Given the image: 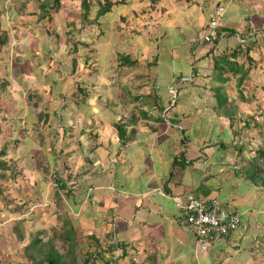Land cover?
<instances>
[{"label":"crops","instance_id":"0c3cea01","mask_svg":"<svg viewBox=\"0 0 264 264\" xmlns=\"http://www.w3.org/2000/svg\"><path fill=\"white\" fill-rule=\"evenodd\" d=\"M182 1L189 5L182 6L187 13L176 15L174 7L167 9L164 2H159L150 13H138L136 20L126 7L121 15H125L127 21L121 22L113 33L118 39H109L118 45L116 52L137 60L134 66L118 68L127 73L119 77L125 81L126 88L122 85L120 89L113 88L124 105L123 110L127 106L124 112L128 117V109L138 115L135 106L147 103L145 97L150 91L156 94L152 91L156 85L160 90L157 95H166L161 101L165 106L169 99L167 85L174 82L181 85L178 99L165 121L137 117L139 120L135 123H128L126 115L125 121L118 115L126 123V130L136 129L124 144L120 143L114 127L119 118L112 120L107 114L104 119L90 124V98L81 101L77 95L74 105L61 106L72 85L67 75L73 60L71 55L65 54L62 42L58 51L65 55L62 53L60 58L48 52L52 48L48 39L43 41L42 37L41 42L22 44L20 39L10 37L0 61V78L9 80V84L0 87V115L6 113L13 118L3 123L0 117V148L5 146L4 158L16 163L22 169L20 176L24 177V180L18 178L12 187L25 190L27 178L37 174L43 175L38 179L40 185L52 184L57 186L53 192L62 190L64 193L53 173L60 168L62 160L67 161L70 165L62 169L60 176L68 180L74 194L64 204L77 229L82 230L89 241L92 231L105 244L109 238L118 239L132 249L137 264H264V256L258 255L264 247H260V253L253 250V239L260 244L264 240V202L261 203L264 194L238 175L232 149H219V141L228 143L232 132L228 119L217 114L209 91V86L223 85L230 102L241 107L238 111L247 113L255 109L253 105L250 108L247 101L232 97L229 90L232 81L238 82L242 74H246L244 79H249L262 73L264 0ZM218 3L225 7L221 26L235 29L236 35L221 37L212 46L199 37ZM246 45L251 46L248 55L252 60L241 54L230 56ZM105 48L103 43L102 49ZM94 55L95 52L91 59ZM258 55L262 57L259 62ZM114 56L117 54L108 50L102 55L109 57L106 64L113 61ZM224 56H228L230 68L225 61V68L221 63L215 66L214 61H223ZM87 57L90 58V54L84 63L89 65ZM152 59L156 64L150 71L141 68L143 72H140V65ZM105 63L101 60L102 66ZM214 73L222 79H214ZM105 75L107 70L102 74L104 80ZM75 80L79 77L75 76ZM129 80L134 87L128 86ZM92 90L95 92L94 88ZM138 95V100L131 98ZM111 110L118 113L116 108ZM68 113L74 115L70 116L71 120L65 119ZM20 117L24 123L20 122ZM90 126L94 129L93 138ZM151 126L157 130H152ZM73 134L78 138L76 144L82 142L79 137L84 138L83 150L77 153L64 148ZM255 138L259 143L260 138ZM70 162H74L72 166ZM72 168L77 171L74 175ZM18 181H23L24 186L17 184ZM188 191L215 198L218 204L240 212V226L206 251L199 249L192 231L179 225L173 199L179 197L185 201ZM93 218L97 219V226ZM109 222L111 226L107 229L97 228ZM89 246L90 242L87 248Z\"/></svg>","mask_w":264,"mask_h":264},{"label":"rangeland","instance_id":"374dc122","mask_svg":"<svg viewBox=\"0 0 264 264\" xmlns=\"http://www.w3.org/2000/svg\"><path fill=\"white\" fill-rule=\"evenodd\" d=\"M45 1V0H42ZM164 2L166 5V8L170 9L174 7L176 10L174 13L182 15L183 12L187 13V11H184L182 6H189L186 4V2L182 0H161L160 2ZM247 1V0H246ZM249 1V0H248ZM129 5L127 6V11H131L137 8H144L146 9L149 7V0H129ZM171 3L170 6H168ZM95 4V2L93 3ZM149 5V6H148ZM79 6V0H62L61 1V7L60 10L57 12L53 10L48 11V15L42 14L41 9L39 10L38 6V0H1L0 2V8L2 10V16H1V26L7 30L8 35L11 38H17L20 39V43L25 44L28 42H41L43 33V27H48V31L53 35L52 38L50 37L51 43L50 50L48 51L52 56L57 57L56 55H60L59 57L62 58L63 55L69 54L71 55L72 59H74V62L76 63L74 66V69L68 70L69 73L67 76H69V81L72 82V85L68 88V95H64V100H62V107H67V105H74L75 100L74 96L72 94V90L74 89L77 91L76 87L80 83L81 85H85L83 87H89V94L88 98H90V118L91 115L95 114L94 117V123L98 119H104V117L107 114H110V117H112V120L118 119V115L120 117H124V115L127 116L126 112H124L127 109L123 110V106L120 103V99L116 97L115 90L116 87L120 89L121 84H124L125 81L119 79L121 75H125V71L119 70L117 66L115 65L117 57H113V61H109L107 64L105 63L109 57L103 58L102 55L104 54L105 50L110 51V53H116L115 48L118 47V45L115 44L113 41H109V39L116 38L118 39V35H113L115 31L119 29L120 23L125 22L126 19H121V13L125 11V8L123 10H119L115 8V11L111 13H107L99 18V25H87L86 28H83V30L79 27L73 28V33L70 36H66L64 32L66 30H69L72 28L71 26H67L66 23L71 21L72 19H77V11ZM247 6L250 8L251 4L248 2ZM152 7V6H150ZM96 9V6H93L91 13L93 14ZM187 10V9H186ZM146 10H143L141 15L145 13ZM164 11V10H163ZM248 13H252L248 10ZM40 14L41 18L37 19V16ZM43 16V20L42 19ZM179 16V15H178ZM163 17V15H161ZM41 20V21H40ZM38 28V29H37ZM49 28L56 29L58 31L57 34L54 30H50ZM158 33V32H157ZM157 33H155V37L157 36ZM111 35V36H110ZM35 39V40H33ZM13 40V39H12ZM64 40V41H63ZM83 42L86 44V46H79V51H70L73 48L74 42ZM59 42H62L64 44V50L65 54L63 52L58 51L60 47H58ZM103 43L105 44L106 48L102 49ZM207 44V42H204ZM209 44V43H208ZM60 46V45H59ZM52 49V50H51ZM63 50V51H64ZM52 51V52H51ZM60 52V53H59ZM95 52V55L92 57V53ZM63 53V55H62ZM66 54V55H67ZM90 54V64L87 65V61L83 60L84 55ZM16 54H13V56ZM35 55V54H34ZM50 56V55H49ZM26 57V56H21ZM69 57V58H70ZM86 57V56H85ZM116 58V59H115ZM258 61H261V56H257ZM264 58V57H263ZM56 61L57 59L54 58ZM101 60L105 63L103 66L101 65ZM85 62V63H84ZM246 65V62H244ZM261 74H259L258 77L255 75L252 79L249 77V79H243L241 84H237L238 82L232 81V87L230 88L229 92L232 97L238 98L239 93L241 92L244 95V98L249 100L247 101L248 106L253 105L255 106V109L249 110L247 113H249L248 116H246V112H242V114L236 115V118L238 119L237 126L236 127H242L243 120L247 117L253 118L258 117V120L261 122L264 119V115H259L260 112L259 108L261 109L264 105V63H261ZM105 68V69H104ZM107 70V75L104 76L105 80L102 78L103 72ZM140 72H143V70L140 68ZM75 76L79 77V80H75ZM90 81V82H89ZM129 87H134V84L131 80H129ZM127 86V85H126ZM139 87V86H138ZM94 91L93 92V89ZM114 88V89H113ZM98 103V104H96ZM241 103V101H240ZM95 105H98L97 107ZM246 105V104H245ZM106 106V107H105ZM117 106V107H116ZM247 106V105H246ZM60 107V109L62 108ZM109 107V108H108ZM118 110V113L113 112L111 109ZM258 112V113H257ZM65 114V113H64ZM74 114V112H73ZM66 120H71L70 116H73L72 113L67 114ZM3 123L5 120H12V116H8L6 113H3L0 115ZM72 117V121H74ZM78 117L81 118L82 114H78ZM128 117V116H127ZM119 118V119H122ZM23 118L20 117V122L24 123L22 120ZM1 121V120H0ZM122 121H125L122 119ZM93 123V124H94ZM74 124V123H73ZM90 124H92V121L90 119ZM227 124V122H226ZM225 124V125H226ZM254 124V122H253ZM83 126V124H82ZM236 129V128H235ZM73 130V129H72ZM93 128L90 126V136L93 138ZM229 131V130H228ZM232 132V129H230ZM72 132V131H71ZM82 139L81 144L75 143L76 138L75 134H73V138L71 136V140L67 143H65V150L70 151L72 150L74 153H77L80 150H83V137H79V139ZM90 138V139H92ZM258 138H252L251 139V147L254 144H257ZM71 142V143H70ZM70 143V144H69ZM230 150V149H228ZM67 153V152H66ZM78 156V155H77ZM65 167L67 168L69 165L67 161H63ZM71 163V166L72 162ZM70 171H72V175L74 173H77L76 169L72 168ZM38 172V171H37ZM33 173V172H32ZM67 175V172H65ZM51 174L50 176H52ZM43 176V175H42ZM42 176H29L27 179V185L28 188L25 190H21L18 188L15 189L11 185L8 187V193L11 196H15L16 201L15 202H25L27 205H31L29 210L25 213L21 214L19 218H15L18 216L17 213L12 211L14 209L15 205L14 203H11V211L8 210L9 203H7V198H3L0 196V264H32L28 257H26L23 254V246L32 241L37 236L41 235L42 240H46L47 236H49L52 226H59L61 224L62 218V212L58 217V214L55 211V209L62 210L57 205V198L54 196L53 189H55L57 186H51L46 185L45 187L43 184H39L38 179ZM18 178H21L24 180L23 176H19ZM42 182V181H41ZM40 182V183H41ZM0 183H8L4 180H1ZM17 184L20 186H24L23 181H18ZM40 185V186H39ZM19 186V187H20ZM60 196H61V202L68 203L69 198H66L62 192V190H59ZM8 194V195H9ZM264 194V193H263ZM9 195V197H10ZM19 196V197H18ZM67 200V201H64ZM264 201L262 200L261 203ZM61 204V203H59ZM55 210V211H54ZM264 210V209H263ZM97 217V214H94ZM240 220H241V213L239 212ZM23 218V219H22ZM94 222L97 226V219H94ZM23 221V222H22ZM21 223V224H19ZM19 231L21 230L22 234L24 235V238L22 240L16 239V233L18 234L17 230L14 232L13 227L18 226ZM48 225L50 227H48ZM53 226V227H54ZM111 226V223L108 224H101V229H107V227ZM39 231V232H38ZM40 231H43L42 233ZM79 244L75 247L74 253L77 255L78 260H80V257H82L85 253V251H88L87 244L90 242V246L92 245L93 241L90 239L88 240V237L84 235L83 233H80L78 236ZM263 244H260L264 247V240L262 239ZM57 248L59 251H66L67 246H63L62 243H56ZM254 246L257 247V242L254 241ZM261 251V250H260ZM260 251L256 253H260ZM259 256H264V252L261 251V254H258Z\"/></svg>","mask_w":264,"mask_h":264},{"label":"trees","instance_id":"16d2710c","mask_svg":"<svg viewBox=\"0 0 264 264\" xmlns=\"http://www.w3.org/2000/svg\"><path fill=\"white\" fill-rule=\"evenodd\" d=\"M61 1L62 0H38V6L39 10L41 9L43 16L48 15L49 10H53L57 12L60 10L61 7ZM161 0H149V5L152 6L147 7L146 9L144 6L142 8H138V12H135L137 7L135 9L131 10L133 16L131 17L133 20H136L138 18V13H142L143 10H146L145 13H150L153 8L160 2ZM1 2V0H0ZM95 2V4H93ZM163 3V1H162ZM129 0H79V6H78V11H77V19H72L68 23H66L67 26H71L69 30H66L64 34L66 36H70L73 33V28L79 27L83 30V28H86L87 25H95L98 26L100 21L99 18L107 13H111L115 11V8L119 9L120 11L126 8L129 5ZM218 3L217 5H219ZM93 6H96V9L94 13H91V10ZM214 10V9H213ZM135 12V13H134ZM225 12V11H224ZM213 13V12H212ZM212 15V14H211ZM210 15V17H211ZM1 16H2V10L0 8V61L3 58L4 55V49L9 46V40L10 36L8 35L7 30L3 26H1ZM43 16L42 19L43 20ZM121 16V19L124 20L125 15ZM223 16V15H222ZM209 17V19H210ZM41 16L40 14L37 16V19H40ZM205 23L203 29L200 32V37L202 36L208 22ZM222 19V17H221ZM40 20V21H41ZM127 21V20H126ZM125 21V22H126ZM219 27L217 30L218 36L216 39H213L211 43L213 45H216L217 41L221 37H229V36H234L236 35V31L233 28H224L221 26V20L219 22ZM45 30L40 33H43V41L44 39H48V41L51 42L50 37L52 38V34L48 31V27H43ZM51 31L54 30L55 33L53 34H59L56 29L49 28ZM205 42V41H204ZM79 46H86L83 42H74L73 43V48L70 51H79L78 47ZM250 45H246L244 47H239V49L236 51H233L232 57L238 56V54L241 55H246L247 59L252 60L248 53H249V48ZM117 54V59H116V64L117 68H123L127 66H134L137 64V60H134L130 58L128 55H126L123 52H116ZM87 56L86 54L84 55V59H86ZM88 58V57H87ZM223 61H214L215 66L219 63H221L224 66V61L227 67V63L230 62L228 59V56H224ZM153 63V64H152ZM156 64V60L152 59L150 62H147L140 65V68H146L150 71L151 66ZM75 62L74 59L72 60V69H74ZM222 68H225L222 67ZM230 68V67H229ZM216 70V69H215ZM240 70V69H239ZM1 71V70H0ZM245 73L242 74L238 78V84H241L244 77ZM147 76V74H146ZM213 78L216 80H221L222 78L218 75L216 76L215 73L213 74ZM176 82H174L172 85H167V92H168V105H163L161 101L166 95L159 94L157 95L158 86L154 88L152 91H156L151 93V91L146 95V99H148V102L145 103L144 105H136V110L138 115L136 116L135 110L128 109L130 115L127 117L128 119L126 120L128 123L129 122H136L139 120L138 118H143L151 121H165L166 116L169 112V110L172 108L173 104L176 102L178 99V94L180 90V86ZM7 84H9V80L5 78H0V87H4ZM123 86V89L126 88V84H121ZM121 86V88H122ZM171 87H174V92L170 90ZM210 87V92L211 95L213 96V100L215 101V104L213 106H216V112L220 116L226 117L229 121L228 126L230 129H232V135L230 141L228 143H224L223 140L219 141V149L221 151H226L228 149H232L234 157V165L237 170L238 175L242 176L245 180H248L251 184H253L255 187L259 188L260 192L264 193V119L260 122L258 120V117L256 118L255 115L253 118L247 117L243 120V124L241 125L242 127H236L238 119L236 118L237 113L242 114L244 111H238V109L241 110V107H237V105L233 104L230 102L228 99V96L226 95V91L223 90V85H214V86H209ZM77 91H74L72 94L73 96H80L81 101L86 100L87 95L89 94V91L86 89V87H82L81 85H77L76 87ZM160 90L158 91V93ZM140 95L138 96H133L131 98L137 99L139 98ZM244 101H249L244 98L242 94H239V97ZM131 99V100H133ZM250 108H253L252 105L249 106ZM238 108V109H237ZM153 110V112H152ZM260 114L259 115H264V105L260 109ZM238 111V112H237ZM245 113V112H244ZM236 114V115H235ZM246 116L249 115V113H245ZM92 118V124L94 123V117L95 114L91 115ZM138 117V118H137ZM23 120V119H22ZM124 120V118H123ZM24 121V120H23ZM254 122V124H253ZM114 127L116 129L118 138L120 140L121 144H124L133 134V131H136L133 127L130 129L126 130V123L122 122L121 119H118L117 122L114 123ZM152 127V130L156 131L157 127ZM236 128V129H235ZM258 136L260 138L259 143L252 145L251 147V139L255 138ZM5 155V146H2L0 148V182L1 180H4L8 183H0V196L3 198H7L8 200L7 203H9L8 210L11 211V203H14V211L15 213L18 214L15 218H19V216L26 211L29 210L31 205H27L25 202H15L16 197L11 196L8 193V187L11 184L16 183V180L20 175H22V169L16 164L10 163L8 160L4 158ZM65 167L64 163L60 162V168L53 173L55 174V180L59 183V187L64 190V196L66 198L70 197L71 195L73 196L74 192L72 191V188L69 187L67 183V179H61V171ZM12 186V185H11ZM192 192V191H191ZM10 197H9V195ZM206 195V194H204ZM54 196L57 198V205L59 208L62 210H59L58 208L55 210L58 217L62 212V218L63 220L61 221V224L59 226H54L51 225V231L49 236H47L46 240H42L40 238L41 235L37 236L34 238L32 241L26 243L23 246V254L28 257L30 262L32 264H123L126 262V264H137L138 261L134 257V254L132 253V249H128L125 246V243H120L118 239L115 241L110 237V233H108L107 237V243L105 244L101 237L96 235L94 231H92L89 235V238L92 239L93 243L91 246L88 247V251H85L84 255L80 257V260H78L77 255L74 253V249L76 246L79 244L78 236L80 233H82V230L79 231L77 229V225L74 223V219L71 218V213L68 211L66 204L63 205L61 202V196L60 193L57 191L54 192ZM186 199V195H185ZM215 199V198H214ZM216 200V199H215ZM217 201V200H216ZM61 203V204H59ZM218 207L221 210L224 211H236L235 209H230L228 207H224L220 204H218ZM23 219V218H22ZM241 221V220H240ZM23 222V221H22ZM21 224V223H19ZM241 222L238 224V227L240 226ZM48 225V227H50ZM54 226V227H53ZM237 227V228H238ZM19 225L13 227L14 232L17 230L18 234L16 233V236L18 240H22L24 238V235L22 234L21 230L19 231ZM236 228V229H237ZM235 229V230H236ZM234 230V231H235ZM191 231V230H190ZM39 232V231H38ZM41 233L43 231H40ZM233 232V231H232ZM231 232V233H232ZM193 233V232H192ZM56 243H62L63 246H67L66 251H59L57 248ZM217 244V243H215ZM214 245V244H213ZM211 246V245H210ZM259 250H262V248H255V252H258ZM264 250V248H263Z\"/></svg>","mask_w":264,"mask_h":264},{"label":"built area","instance_id":"2783aa9c","mask_svg":"<svg viewBox=\"0 0 264 264\" xmlns=\"http://www.w3.org/2000/svg\"><path fill=\"white\" fill-rule=\"evenodd\" d=\"M224 11L225 7L221 4L214 8L201 40L211 43L217 38L219 22ZM173 88H170L172 92H174ZM173 199L178 209L179 225L193 232L196 245L202 250L229 235L240 223L238 211L221 210L212 197L198 196L188 191L185 201H181L179 197Z\"/></svg>","mask_w":264,"mask_h":264},{"label":"clouds","instance_id":"9594fccd","mask_svg":"<svg viewBox=\"0 0 264 264\" xmlns=\"http://www.w3.org/2000/svg\"><path fill=\"white\" fill-rule=\"evenodd\" d=\"M198 196H202V195H198ZM240 222H241V221H240ZM225 237H226V236H225ZM194 239H195V237H194ZM221 240H222V239H221ZM221 240H220V241H221ZM220 241H219V242H220ZM254 241L257 242V247H256V246H253V250L255 251V248H259V249H260L261 245H260V242H259L257 239H253V242H254ZM217 243H218V242H217ZM195 244H196V240H195ZM212 245H213V244H212ZM197 247H198V246H197ZM209 247H210V246H209ZM209 247H208V248H209ZM198 248H199V247H198ZM208 248H207V249H208ZM199 249H200V248H199ZM207 249H205V250H202V249H201V250H202V251H206ZM263 251H264V250H262V252H263Z\"/></svg>","mask_w":264,"mask_h":264}]
</instances>
